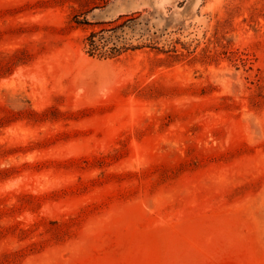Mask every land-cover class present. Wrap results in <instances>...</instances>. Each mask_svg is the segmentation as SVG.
Listing matches in <instances>:
<instances>
[{"label": "rangeland", "instance_id": "rangeland-1", "mask_svg": "<svg viewBox=\"0 0 264 264\" xmlns=\"http://www.w3.org/2000/svg\"><path fill=\"white\" fill-rule=\"evenodd\" d=\"M0 264H264V0H0Z\"/></svg>", "mask_w": 264, "mask_h": 264}, {"label": "trees", "instance_id": "trees-1", "mask_svg": "<svg viewBox=\"0 0 264 264\" xmlns=\"http://www.w3.org/2000/svg\"><path fill=\"white\" fill-rule=\"evenodd\" d=\"M80 23V22H77ZM102 30L98 32H91L86 38L87 53L89 56H98L100 58H109L118 55L122 48L112 47L106 48V40L100 35Z\"/></svg>", "mask_w": 264, "mask_h": 264}]
</instances>
